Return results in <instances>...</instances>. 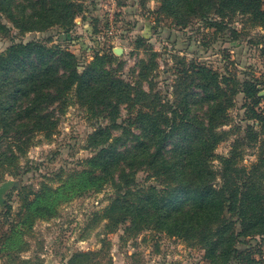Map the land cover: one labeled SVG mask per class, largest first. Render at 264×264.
I'll return each mask as SVG.
<instances>
[{
	"label": "trees",
	"instance_id": "trees-1",
	"mask_svg": "<svg viewBox=\"0 0 264 264\" xmlns=\"http://www.w3.org/2000/svg\"><path fill=\"white\" fill-rule=\"evenodd\" d=\"M158 2L160 14L183 25L194 16L207 19L210 13L220 19L237 12L248 15L263 30L258 43L264 55V0ZM80 11L74 0H0V12L20 32L53 25L69 28ZM222 23L214 20L209 25L219 28ZM7 31L0 20V33ZM105 58L114 59L96 56L79 71L77 57L68 47L32 40L15 42L0 53V171L18 175L19 157L31 146L33 135L48 134L57 125L50 107L66 106L71 93L82 106L108 120L89 135L97 152L81 169L68 172L55 188L42 184L36 191H21L16 212L9 202L0 208L4 264L25 262L19 257L26 243L23 237L37 218L52 215L61 200L105 182L114 189L106 217L113 224L128 222L125 234L154 229L198 244L207 264H264L261 247L249 243L256 237L264 241V96L258 95L255 82L235 80L229 95L222 86L225 77L219 80L217 72L192 62L178 76L169 111L157 94L133 86L105 67ZM194 75L201 80L197 84L201 92L189 90ZM239 91L248 101L245 119L252 122L245 124L227 154L218 155L217 144L228 135L221 129L230 119L227 108ZM122 104L134 109L130 120L136 132L123 126L121 136L113 138ZM157 104L163 108L157 109ZM245 146L259 150L249 165L242 164ZM139 169L149 171L160 186L136 187L134 174ZM84 255L74 254L70 264H78Z\"/></svg>",
	"mask_w": 264,
	"mask_h": 264
},
{
	"label": "rangeland",
	"instance_id": "rangeland-1",
	"mask_svg": "<svg viewBox=\"0 0 264 264\" xmlns=\"http://www.w3.org/2000/svg\"><path fill=\"white\" fill-rule=\"evenodd\" d=\"M74 1L80 4L81 11L69 28L53 25L43 31L20 32L0 12V20L8 28L7 33H0V53L20 41L66 46L76 55L79 71L96 56H113L111 62L104 59L105 67H110L133 86H140L151 95L157 94L168 103L169 106L163 107L169 111L178 76L192 62L217 72L219 80L225 77L227 80L222 86L229 95L235 80H251L259 89L258 95L264 96V55L258 43L263 30L254 25L248 15L237 12L220 19L210 13L207 19L194 16L183 25L160 14L158 0ZM214 20H223L222 26L209 25ZM116 47L121 48L120 54L114 52ZM193 79L189 90L201 92V87L197 86L201 80L195 75ZM231 98L233 104L227 108L230 119L221 127L228 135L217 144L215 153L218 155L227 154L245 124L252 122L245 119L244 104L248 101L244 93L239 91ZM261 106L264 107V98ZM163 107L157 104V109ZM50 109L54 111L57 125L48 134L33 135L31 146L19 157L18 175L0 171V183L8 179L18 183L3 196V205L11 203L13 212L20 206L21 191L33 192L42 184L55 188L68 172L81 169L97 152L90 145L89 135L99 126L108 124L102 114L82 106L73 93L66 106L55 103ZM133 114L131 106H120L116 121L119 127L113 128V138L121 136L123 126L136 132L134 123L131 125ZM237 125L240 131L235 130ZM244 148L242 164L254 163L259 153L257 146ZM213 163L218 168V160ZM134 183L136 187L160 186L159 180L146 169L136 170ZM218 183L216 179L215 185ZM113 194L112 185L105 182L99 188L61 200L52 215L37 218L23 237L26 243L19 257L25 262L20 264H70L69 259L78 253H85L78 264H207L204 249L198 244L154 229L125 234L128 222L113 224L106 217L105 208ZM249 243L258 245L264 252V241L260 237L249 239ZM5 259L0 254V264H4Z\"/></svg>",
	"mask_w": 264,
	"mask_h": 264
},
{
	"label": "water",
	"instance_id": "water-1",
	"mask_svg": "<svg viewBox=\"0 0 264 264\" xmlns=\"http://www.w3.org/2000/svg\"><path fill=\"white\" fill-rule=\"evenodd\" d=\"M114 52L116 54H120L122 51L121 48L116 47L114 48ZM17 184H18L17 181H14L13 179H8L0 183V205H3V201H4L3 196L6 193V191L12 188L13 186H16Z\"/></svg>",
	"mask_w": 264,
	"mask_h": 264
},
{
	"label": "built area",
	"instance_id": "built-area-1",
	"mask_svg": "<svg viewBox=\"0 0 264 264\" xmlns=\"http://www.w3.org/2000/svg\"><path fill=\"white\" fill-rule=\"evenodd\" d=\"M108 32L111 34V33H112L111 29H110V30H108Z\"/></svg>",
	"mask_w": 264,
	"mask_h": 264
}]
</instances>
